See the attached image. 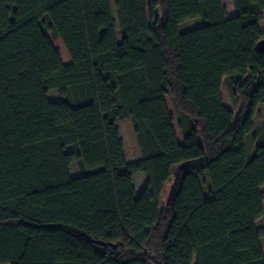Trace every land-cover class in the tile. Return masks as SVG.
Here are the masks:
<instances>
[{"label":"trees","instance_id":"trees-1","mask_svg":"<svg viewBox=\"0 0 264 264\" xmlns=\"http://www.w3.org/2000/svg\"><path fill=\"white\" fill-rule=\"evenodd\" d=\"M232 1L0 0V264H264V0Z\"/></svg>","mask_w":264,"mask_h":264},{"label":"rangeland","instance_id":"rangeland-1","mask_svg":"<svg viewBox=\"0 0 264 264\" xmlns=\"http://www.w3.org/2000/svg\"><path fill=\"white\" fill-rule=\"evenodd\" d=\"M221 1H222L223 6L227 9L228 14H233L235 12V7H234L232 0H221ZM262 12L264 14V10ZM195 21H196V19L186 21L183 23L182 26L185 29L189 24L192 25V22L195 23ZM261 26L264 27V19L261 21ZM51 38H52V41H53L56 49L60 52L63 61L65 63L71 62V56H70L66 46L64 45L63 41L60 38H53L52 36H51ZM222 94H223V99H224L225 103L228 106H232L233 105L232 104L233 103L232 97L228 91L226 84L222 88ZM167 101H168V105L170 107L172 114L175 115V108H174L173 103H172L169 96H167ZM256 116H257L256 118L258 119V121L263 120L262 118L264 116V105H262L261 109L257 110ZM261 121L259 124L262 123ZM117 124L121 130V137H122V140L124 142L126 155L129 159H132L137 154V151L135 149L136 147H134L135 143H136V139L133 135L134 131H133V126H132V121L130 119H127L124 121L119 120L117 122ZM178 134H179V131H178ZM179 136H180V134H179ZM250 139H252V138H250ZM145 178L146 177H145L144 172L140 171V172L135 173V183H136L137 189H140L145 185ZM172 185H173V182L169 183L168 188H171ZM263 189H264V187H263ZM261 242H262V245L264 247V237H261ZM4 264H8V263H4Z\"/></svg>","mask_w":264,"mask_h":264},{"label":"crops","instance_id":"crops-1","mask_svg":"<svg viewBox=\"0 0 264 264\" xmlns=\"http://www.w3.org/2000/svg\"><path fill=\"white\" fill-rule=\"evenodd\" d=\"M260 121L261 120H259L258 122H257V124H259L260 123ZM262 122V121H261ZM262 124V123H261ZM260 125V124H259ZM263 187H264V185L261 187V189H262V192H264V189H263Z\"/></svg>","mask_w":264,"mask_h":264},{"label":"water","instance_id":"water-1","mask_svg":"<svg viewBox=\"0 0 264 264\" xmlns=\"http://www.w3.org/2000/svg\"><path fill=\"white\" fill-rule=\"evenodd\" d=\"M264 42V40H261V42L259 43V46L262 47V43Z\"/></svg>","mask_w":264,"mask_h":264}]
</instances>
